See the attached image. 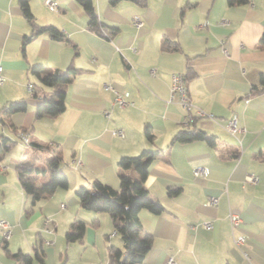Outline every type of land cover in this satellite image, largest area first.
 <instances>
[{
    "label": "crops",
    "instance_id": "1",
    "mask_svg": "<svg viewBox=\"0 0 264 264\" xmlns=\"http://www.w3.org/2000/svg\"><path fill=\"white\" fill-rule=\"evenodd\" d=\"M57 1L58 11L45 0H30L29 6L38 24L59 28L68 40L36 33L19 0H0V139L14 140L0 156V218L11 229L5 239L0 227V264H19L12 256L18 251L32 255L31 264H61L64 250L79 243L67 242L64 234L75 218L87 222L80 244L100 252L102 261L105 239L117 234L104 229L111 216L83 208L76 189L92 188L95 179L119 188V159L144 149L157 150L144 185L166 208L160 214L139 212L142 230L153 237L147 264H167L171 256L178 264H264V89H255L264 73V46H259L264 0H94L99 32L77 0ZM136 15L144 21L141 27L133 23ZM165 39L178 48L168 49ZM34 66H41L42 75L72 68L71 80L45 85ZM174 73L185 75L191 110L176 96L169 100ZM107 84L129 91L130 103L115 105V91ZM57 88L65 90L66 110L38 118V97ZM13 101H25L26 109H9ZM198 109L213 116H198ZM189 113L195 117L187 123ZM234 116L242 128L236 134L227 128ZM22 127L30 144L15 131ZM193 128L215 141L173 140L181 129ZM34 141L50 148L34 147ZM54 149L61 152L60 168L69 185L39 200L29 213L31 198L16 166L20 161L47 164ZM198 166L206 171L196 175ZM127 172L137 176L133 169ZM43 173L48 180L49 172ZM252 173L258 182L247 180ZM170 188L179 191L171 195ZM210 196L217 197L216 205L207 204ZM230 213L239 215L238 225H232ZM204 221L213 226L205 228ZM238 235H245L243 244L236 243ZM39 239L43 260L35 251ZM66 263L72 264L69 256Z\"/></svg>",
    "mask_w": 264,
    "mask_h": 264
},
{
    "label": "trees",
    "instance_id": "2",
    "mask_svg": "<svg viewBox=\"0 0 264 264\" xmlns=\"http://www.w3.org/2000/svg\"><path fill=\"white\" fill-rule=\"evenodd\" d=\"M30 0H19L23 14L31 24L36 33L48 32L55 39L68 40L67 35L59 28L53 25H40L36 22L35 17L29 6ZM90 18V25L95 31H100L101 22L99 21L97 9L94 0H77ZM110 3H116L119 0H108ZM141 4H145L146 0H135ZM249 0H228L229 4L245 3ZM32 35L25 38V43L31 39ZM165 45L168 49H177V43L170 39H165ZM259 46H264V32L259 39ZM41 66H34L33 71L38 75L41 82L45 85L55 86L59 83L69 82L71 80L72 68L55 69L47 71L43 75L39 72ZM256 91L260 92L264 89V73L261 75L260 86H255ZM66 93L62 88H57L49 96L38 97L37 117L40 118L46 114H60L66 110ZM11 110H25V101H13L8 106ZM2 122L5 123L4 119ZM22 130V131H21ZM15 131L28 132L25 127L16 128ZM147 137L153 138L150 130L147 129ZM21 138V137H20ZM197 139H204L209 143L215 141V136L208 134L206 131L193 128L181 129L173 138L176 141L189 142ZM14 140L2 136L0 139V156L7 152ZM30 144V143H29ZM31 145L39 149H49L50 146H42L37 142H31ZM54 155L47 159V167L39 168L35 162L20 161L17 166V174L22 188L30 196L32 208L39 200L54 193L58 189L67 188L69 180L67 174L60 168L62 161L61 152L54 149ZM157 150L144 149L138 155L122 156L118 163L122 172L120 173V187L103 182L100 179L93 181L92 188L82 185L76 189V195L80 205L88 210L106 211L110 214L115 232L120 236L122 245L111 243L108 247L109 264H147L145 256L152 248L153 237L149 232L142 230L139 219V212L145 208L154 213H163L166 208L157 199L153 198L149 190L144 185L145 179L149 173L152 161L155 159ZM129 169L135 170L137 176H132ZM49 172V179L40 182L36 173L38 171ZM179 188H170L169 194L174 195ZM87 222L83 219H74L67 230L65 237L67 242L83 241ZM43 242L39 241L35 245L36 256L43 260L44 249ZM7 249V247H5ZM18 258L19 264H31L32 255L18 251L13 253ZM61 264H67L63 260Z\"/></svg>",
    "mask_w": 264,
    "mask_h": 264
},
{
    "label": "built area",
    "instance_id": "3",
    "mask_svg": "<svg viewBox=\"0 0 264 264\" xmlns=\"http://www.w3.org/2000/svg\"><path fill=\"white\" fill-rule=\"evenodd\" d=\"M45 3L50 9H53L55 11L59 10V3L57 0H45ZM133 23L137 27H141L144 24V21L141 17L136 15L133 18ZM3 83H4L3 66L0 64V86L3 85ZM32 86H33L32 83L28 84L29 89H32ZM106 86H107V88H111L115 91V98H114L115 105H117L118 107H125L130 103L129 91L116 90L110 84H107ZM175 96L178 98L179 102L182 104V106L185 109L191 110L193 108L194 104L189 99L188 92H187V86H186V82H185V75L183 73H174L172 75L171 95L169 97V100H172ZM105 113L107 116L110 115V112L107 110L105 111ZM196 114L198 116H204V115H207L208 113H206L205 111H203L201 109H198L196 111ZM208 115L213 116V114H208ZM194 117L195 116L192 113H189L186 117V122L187 123L192 122ZM227 128L232 134H236L237 132L242 130V128L238 125L236 116L232 117L228 121ZM116 133L121 135V136L124 135L122 130H117ZM19 136L21 137V139H23V141L26 144L29 143V135L27 133L20 132ZM205 171H206L205 167H199V166L194 167V173L196 175L203 173ZM247 180L258 182L259 177L257 175H255L254 173H252V174L247 176ZM217 202H218V199L215 196H210L207 200V204H209V205H216ZM229 218H230V221H231L233 226L238 225L240 220H241L239 215L235 214V213H230ZM203 226L205 228L209 229L213 226V222L212 221H204ZM0 227L2 228L3 237L5 239H9V237L11 236V229H10L9 222L6 219H1L0 220ZM235 240H236L237 244H243L246 240V237H245V235H238ZM47 242L50 243L49 241H47ZM167 264H178V263H177V260L171 256V257H169Z\"/></svg>",
    "mask_w": 264,
    "mask_h": 264
},
{
    "label": "rangeland",
    "instance_id": "4",
    "mask_svg": "<svg viewBox=\"0 0 264 264\" xmlns=\"http://www.w3.org/2000/svg\"><path fill=\"white\" fill-rule=\"evenodd\" d=\"M29 160H33V159H29ZM38 166L43 169V168L47 167V164L45 161H39ZM37 174L40 175V177L42 178L40 182L46 181L45 179H43L44 173L42 170L38 171L36 173V175ZM46 174H48V171H46ZM34 208L35 207H33V208L31 207L30 208L31 210H29V213H32L34 211ZM1 219H5V218L2 217V218H0V220ZM77 219H80V218H77ZM104 229L108 233H111V234L114 233V229L112 228V223L110 222V220H109L108 225ZM64 234H66V233H64ZM43 240H47V238L43 237ZM83 240H85V237ZM105 241H106V243H105L106 246L103 249L102 261H100L101 253L90 248V247H88V246H86V244H84V243L80 244V242H82V241H79V243L78 242L72 243V245H73L72 248H69L68 251H66V249L64 250L65 259L67 261V256H69L72 264H83V263L84 264H95L96 262H98L99 264H108V261H109L108 247L111 243L118 245L120 242V237L118 234H116L115 236L111 237L110 240L108 238H106Z\"/></svg>",
    "mask_w": 264,
    "mask_h": 264
}]
</instances>
